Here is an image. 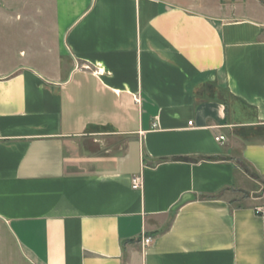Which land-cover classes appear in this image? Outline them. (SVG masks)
<instances>
[{
  "label": "crops",
  "instance_id": "1",
  "mask_svg": "<svg viewBox=\"0 0 264 264\" xmlns=\"http://www.w3.org/2000/svg\"><path fill=\"white\" fill-rule=\"evenodd\" d=\"M54 4L57 66L0 71L3 264H264V19Z\"/></svg>",
  "mask_w": 264,
  "mask_h": 264
},
{
  "label": "rangeland",
  "instance_id": "2",
  "mask_svg": "<svg viewBox=\"0 0 264 264\" xmlns=\"http://www.w3.org/2000/svg\"><path fill=\"white\" fill-rule=\"evenodd\" d=\"M196 8L224 5L232 16L264 19V0H189ZM55 0H0V71L17 65L55 68L60 52L56 32ZM48 66V67H47ZM55 66V67H54ZM240 168L249 169L240 164ZM251 179L257 181L253 175ZM248 195L264 193V181L245 186ZM0 222V264L9 263L14 252Z\"/></svg>",
  "mask_w": 264,
  "mask_h": 264
},
{
  "label": "built area",
  "instance_id": "3",
  "mask_svg": "<svg viewBox=\"0 0 264 264\" xmlns=\"http://www.w3.org/2000/svg\"><path fill=\"white\" fill-rule=\"evenodd\" d=\"M188 125L191 126L192 122H189ZM214 139H215L216 142H223L225 140V138L223 136H221V135L215 136ZM142 185H143V182H142V177L141 176L138 175V176L132 177V179H131V188L133 190L140 191L142 189ZM255 211L257 213H261L262 209L257 207V208H255ZM151 242H152V239L149 238V237H145L144 236V237L141 238V245L143 247H147L148 245H150Z\"/></svg>",
  "mask_w": 264,
  "mask_h": 264
},
{
  "label": "trees",
  "instance_id": "4",
  "mask_svg": "<svg viewBox=\"0 0 264 264\" xmlns=\"http://www.w3.org/2000/svg\"><path fill=\"white\" fill-rule=\"evenodd\" d=\"M242 165H244V164H242ZM244 166H245V165H244ZM241 169L244 171V173H245V174H247V175H248V174H251V175H253V176H254V174L250 173L249 171H247V170H244L243 168H241ZM254 177H255V176H254Z\"/></svg>",
  "mask_w": 264,
  "mask_h": 264
},
{
  "label": "water",
  "instance_id": "5",
  "mask_svg": "<svg viewBox=\"0 0 264 264\" xmlns=\"http://www.w3.org/2000/svg\"><path fill=\"white\" fill-rule=\"evenodd\" d=\"M248 196V193H245Z\"/></svg>",
  "mask_w": 264,
  "mask_h": 264
}]
</instances>
